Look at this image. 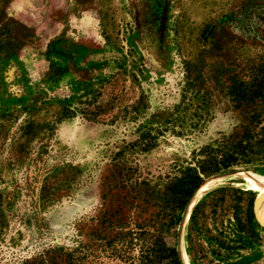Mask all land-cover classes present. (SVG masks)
<instances>
[{
	"label": "rangeland",
	"instance_id": "obj_1",
	"mask_svg": "<svg viewBox=\"0 0 264 264\" xmlns=\"http://www.w3.org/2000/svg\"><path fill=\"white\" fill-rule=\"evenodd\" d=\"M210 35L209 65L240 71L264 56V0H0V264H126L104 235L160 210L131 198L135 179L162 193L196 150L244 122L216 90L201 132L133 144L180 101L184 60ZM95 104L105 112L87 117ZM65 106L77 112L61 119ZM250 192L264 214V171L205 180L171 239L182 264H264Z\"/></svg>",
	"mask_w": 264,
	"mask_h": 264
},
{
	"label": "trees",
	"instance_id": "obj_2",
	"mask_svg": "<svg viewBox=\"0 0 264 264\" xmlns=\"http://www.w3.org/2000/svg\"><path fill=\"white\" fill-rule=\"evenodd\" d=\"M211 35L206 37L205 47L195 57L184 60L186 80L180 101L165 113L159 125H143L133 144L146 152L155 148L160 136L167 132L177 136L201 132L214 117L211 108L216 90L227 96L235 108H244V122L229 134L196 150L195 165L180 166L177 169L179 175L167 182L162 193L155 192L146 178L135 179L132 183L135 192L131 198L141 199L139 205L156 199L160 210L154 220L137 222L130 230L124 228L125 223H120L122 228L113 238L104 235L111 253L126 264H182L176 243H171V239L177 238L175 231L182 214L205 180L213 175L237 172L240 168L250 173L264 171V56L251 60L240 71L224 63L209 65L206 57L213 53L216 44ZM208 43L212 46H207ZM91 103L90 100L88 104ZM83 111L87 117L105 112L98 104L94 110L83 108ZM76 112L65 106L61 119L74 116ZM116 177L115 182L110 183L111 188L122 184ZM255 197V192H250V219L255 218ZM116 238L122 248L113 244ZM136 239L142 241L137 257L130 251L134 244H138Z\"/></svg>",
	"mask_w": 264,
	"mask_h": 264
},
{
	"label": "water",
	"instance_id": "obj_3",
	"mask_svg": "<svg viewBox=\"0 0 264 264\" xmlns=\"http://www.w3.org/2000/svg\"><path fill=\"white\" fill-rule=\"evenodd\" d=\"M188 206H189V204H188ZM188 206H187V207H188ZM187 207H186V210H187ZM255 212H256V216H257V218L260 220L261 223L264 224V219H263V218L261 217V215L259 214V211H258V207H257V205L255 206ZM185 213H186V211L184 212L183 216L185 215Z\"/></svg>",
	"mask_w": 264,
	"mask_h": 264
},
{
	"label": "bare ground",
	"instance_id": "obj_4",
	"mask_svg": "<svg viewBox=\"0 0 264 264\" xmlns=\"http://www.w3.org/2000/svg\"><path fill=\"white\" fill-rule=\"evenodd\" d=\"M263 207V206H262ZM263 210H264V207H263ZM261 213H260V215L263 217V219H264V214H263V212L262 211H260Z\"/></svg>",
	"mask_w": 264,
	"mask_h": 264
}]
</instances>
